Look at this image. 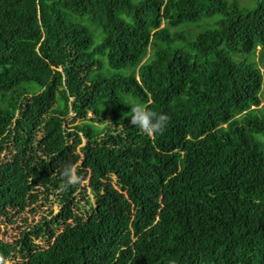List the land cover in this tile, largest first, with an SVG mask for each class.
I'll return each mask as SVG.
<instances>
[{
  "label": "trees",
  "instance_id": "1",
  "mask_svg": "<svg viewBox=\"0 0 264 264\" xmlns=\"http://www.w3.org/2000/svg\"><path fill=\"white\" fill-rule=\"evenodd\" d=\"M257 50L264 0H0V218L39 190L61 206L0 239V264H264ZM132 102L164 132L131 125Z\"/></svg>",
  "mask_w": 264,
  "mask_h": 264
},
{
  "label": "rangeland",
  "instance_id": "2",
  "mask_svg": "<svg viewBox=\"0 0 264 264\" xmlns=\"http://www.w3.org/2000/svg\"><path fill=\"white\" fill-rule=\"evenodd\" d=\"M226 1L228 3H236L242 8H250V7H253L256 4V2L259 0H226ZM254 61L256 62V64H258V66L260 67L262 71L264 67V54H259L257 50L254 56ZM70 120H71L70 117L66 119L64 123V128L66 129L73 128V126L79 123L78 120H76L73 123L70 122ZM7 152L8 150H3L0 153V159L7 156L8 155ZM79 181H80L79 187L84 186L87 183L86 180H79ZM39 193L40 195L38 197V202L35 205L27 207L26 209H24L23 212L19 214H15L13 211L12 212L13 217H11L10 219L3 218V217L0 218V239L1 240L12 243L18 237V234L21 231L34 226L42 218H46L50 220L54 215L58 213L61 206L57 204L55 197L48 196V199H43V190H39ZM79 198L77 200V208L75 209V212L78 214H84L88 206L84 204L85 197L80 198V199ZM87 198L93 204V199L89 193L87 195ZM60 229L61 227L57 229L56 233H58ZM36 243L41 247L47 246L44 240L37 241ZM16 260H17L16 258H10L7 261H5L3 264H14Z\"/></svg>",
  "mask_w": 264,
  "mask_h": 264
},
{
  "label": "clouds",
  "instance_id": "3",
  "mask_svg": "<svg viewBox=\"0 0 264 264\" xmlns=\"http://www.w3.org/2000/svg\"><path fill=\"white\" fill-rule=\"evenodd\" d=\"M129 123L134 125L141 133L151 137L164 132L170 119L168 114L156 112L145 106L143 102H132L129 105ZM59 176L68 184L79 182L80 177L73 164H64L59 171Z\"/></svg>",
  "mask_w": 264,
  "mask_h": 264
}]
</instances>
